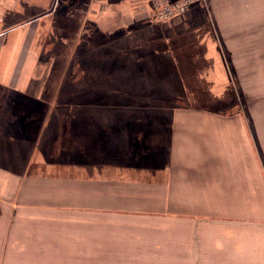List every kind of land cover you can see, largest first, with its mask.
Masks as SVG:
<instances>
[{
    "label": "crops",
    "instance_id": "obj_1",
    "mask_svg": "<svg viewBox=\"0 0 264 264\" xmlns=\"http://www.w3.org/2000/svg\"><path fill=\"white\" fill-rule=\"evenodd\" d=\"M72 1L0 0V264H264V128L222 54Z\"/></svg>",
    "mask_w": 264,
    "mask_h": 264
},
{
    "label": "rangeland",
    "instance_id": "obj_2",
    "mask_svg": "<svg viewBox=\"0 0 264 264\" xmlns=\"http://www.w3.org/2000/svg\"><path fill=\"white\" fill-rule=\"evenodd\" d=\"M83 1L74 0L69 4H83ZM45 2L38 0L40 4ZM100 2L105 4L102 0ZM122 2L117 0L112 5L121 10ZM75 18L77 14L72 12L56 21ZM180 19L186 26L185 33L195 37L204 33L208 52L215 53L220 61L223 59L220 55L224 57L229 69L225 79L230 87L231 108L239 114L256 115L264 128V0H205L195 3ZM213 27L217 31L218 42L216 38L214 41Z\"/></svg>",
    "mask_w": 264,
    "mask_h": 264
},
{
    "label": "built area",
    "instance_id": "obj_3",
    "mask_svg": "<svg viewBox=\"0 0 264 264\" xmlns=\"http://www.w3.org/2000/svg\"><path fill=\"white\" fill-rule=\"evenodd\" d=\"M149 4L157 21L167 22L189 11L197 2L205 0H141Z\"/></svg>",
    "mask_w": 264,
    "mask_h": 264
}]
</instances>
